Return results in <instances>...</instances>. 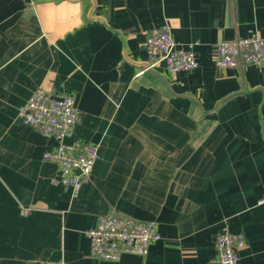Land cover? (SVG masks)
<instances>
[{
  "label": "crops",
  "instance_id": "obj_1",
  "mask_svg": "<svg viewBox=\"0 0 264 264\" xmlns=\"http://www.w3.org/2000/svg\"><path fill=\"white\" fill-rule=\"evenodd\" d=\"M166 24L198 66L146 68ZM264 36V0H0V264H221L214 238L243 232L237 264H264V65L214 66L215 46ZM69 94L74 137L97 146L75 194L22 123L32 90ZM153 220L146 255H89L102 214Z\"/></svg>",
  "mask_w": 264,
  "mask_h": 264
},
{
  "label": "built area",
  "instance_id": "obj_2",
  "mask_svg": "<svg viewBox=\"0 0 264 264\" xmlns=\"http://www.w3.org/2000/svg\"><path fill=\"white\" fill-rule=\"evenodd\" d=\"M144 46L148 61L146 68L162 63L169 73L190 71L198 66L193 43L182 47L172 37L170 27L163 24L149 30ZM214 66L218 69L239 64L264 65V36L251 34L233 40L221 41L215 46ZM22 123L56 145L42 154L44 160L57 167L53 181L68 186L75 194L90 173L97 158V146L74 137L77 109L69 94L51 97L43 87H35L26 102L18 109ZM264 201V197L262 199ZM89 241V255L113 261L123 254L146 255L150 243L159 239L153 220L102 214L85 231ZM246 244L243 232H219L214 238L215 260L221 264H237L239 252ZM39 264H64L62 261H40Z\"/></svg>",
  "mask_w": 264,
  "mask_h": 264
}]
</instances>
